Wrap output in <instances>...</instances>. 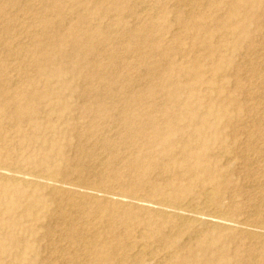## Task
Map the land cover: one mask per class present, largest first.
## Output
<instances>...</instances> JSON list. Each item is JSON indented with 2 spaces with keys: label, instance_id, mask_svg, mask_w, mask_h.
Returning a JSON list of instances; mask_svg holds the SVG:
<instances>
[{
  "label": "rangeland",
  "instance_id": "obj_1",
  "mask_svg": "<svg viewBox=\"0 0 264 264\" xmlns=\"http://www.w3.org/2000/svg\"><path fill=\"white\" fill-rule=\"evenodd\" d=\"M99 3L0 0V264H95V252L112 246L100 264H181V255L190 264L219 256L212 264H264V240L229 227H264V0L237 53L228 12L243 15L241 1L130 0L120 13L111 0ZM86 44L95 47L93 66ZM220 59L233 64L217 68ZM196 63L198 86L176 72ZM51 72L65 85L51 80L54 106L43 95ZM40 93L38 110L27 111ZM189 106L220 125L221 142L195 133L167 141L153 125L137 134L132 120L147 113L163 129L177 117L193 132ZM201 144L204 157L175 163ZM161 205L177 212L163 215ZM215 217L226 227L209 223Z\"/></svg>",
  "mask_w": 264,
  "mask_h": 264
},
{
  "label": "bare ground",
  "instance_id": "obj_2",
  "mask_svg": "<svg viewBox=\"0 0 264 264\" xmlns=\"http://www.w3.org/2000/svg\"><path fill=\"white\" fill-rule=\"evenodd\" d=\"M100 3H99V6H102L103 4H104V0H98ZM238 2H243L244 3V5H243V9L244 10H242V11H244L243 12V15H241V13H240V10L239 9H237V8H230V10H229V15H228V20H230L231 21V26L230 27H232L231 28V31L232 32H230V34L231 35H234L235 34V36L237 37V41H236V43H237V45H236V48H234L232 51L234 52V53H237L239 50V47L241 46V44L243 43V41H246V40H250L251 39V32H250V28H249V25L251 24V23H253L254 22V17H255V15H256V13H257V11H258V9L261 7V5L263 4V0H237ZM129 2H130V0H111V4H112V7H113V9H111V11H113V12H118L119 10V7H121V6H123V5H126V7L128 8L130 5H129ZM96 4L98 5V2L96 1ZM236 4V3H235ZM247 10V11H246ZM118 13H120V12H118ZM61 14V13H60ZM116 15H118L119 16V14H116ZM122 15V14H121ZM115 16L112 14V15H110L109 16V21H110V25H111V27L113 28V27H115V26H117L118 25V23H117V21H116V18H114ZM239 17H241V18H239ZM181 21V20H180ZM190 24V23H189ZM190 30L195 34L196 32H198V30H199V28L197 29V26H195L194 24H192V25H190ZM115 31V30H114ZM238 31H241V33H239V34H237V32ZM102 34V33H101ZM100 35V34H99ZM95 36V34L92 36V37H94ZM136 37L139 39L141 36H137L136 35ZM135 38V37H134ZM79 39V38H78ZM81 39L82 40H84V41H87V40H89V39H91V40H93L90 36L89 37H85V36H83V37H81ZM143 39H144V42H150L151 40V38L149 37V36H147V35H143ZM142 40V39H141ZM143 41V40H142ZM208 41L211 43V46L213 47L214 45H213V43H214V41H213V39H212V36H210L209 38H208ZM40 44V43H39ZM89 44V43H88ZM88 44H86V46L88 47V48H86V50H84V52H86L88 55H89V59H88V65H90V66H93L94 64V62H95V60H94V58L92 57L93 56V53L95 52V47H94V45H88ZM76 47V46H75ZM82 48V47H81ZM84 48V49H85ZM218 55H216V57H217ZM219 57H221V59L223 58V56L222 55H220ZM43 58V57H42ZM221 59L218 61V63L216 64V66H217V68L218 67H221L222 65V63H225V65L226 66H231L232 64H233V61L232 60H223L224 62H222L221 61ZM45 62L48 64V63H50V64H52L53 63V57L51 58L50 56L49 57H47L46 58V60H45ZM250 62V61H249ZM173 68H175V67H172V65H169V68L167 69L168 71H170L171 69H173ZM198 68H199V66H198V64L196 63L195 64V66L193 67V68H191V70L189 69V68H185V67H177V69H176V72L177 73H179V74H181V75H191V78L193 79V81L195 82V85L196 86H198V85H200V84H202L203 83V81H202V79H201V74H200V72H199V70H198ZM40 77H44V76H40ZM52 79H58V82L59 83H61V85H62V87H65V85L63 84V80H64V77H63V74H60V73H56V72H51V73H49V74H47V77H46V79L44 80V93H43V95H45V99L46 98H48L49 100H48V102H47V104H50V106L51 105H53L54 104V102H56L55 100L57 99V98H59L58 96L59 95H57V93L55 94V92H54V88L52 87V85H51V80ZM170 79V78H169ZM13 88V87H12ZM210 91V90H209ZM36 94V93H35ZM34 94V95H35ZM55 94V95H54ZM96 94V97L100 100V99H102V98H104L105 97V93H101V92H96L95 93ZM42 96V94L40 93V94H38V96L36 97V98H33L32 99V102H31V104H30V107L27 109V111H35V110H38V108L36 107V104H37V102H38V100L41 98L40 96ZM195 96H196V94H195ZM17 97V96H16ZM177 101L175 100V103H176ZM104 103V102H103ZM163 104V103H162ZM54 106V105H53ZM179 106V105H178ZM39 107V106H38ZM191 107V108H190ZM188 109V111H187V113H189V115H190V119H191V121H192V123H193V125H195V129L193 130V132H191V131H189L188 129H184L183 127H180V118H171L170 120H169V122L167 123V127H166V129H163V128H161V126H160V122L157 120V119H155V118H153L152 117V115L150 114V113H147L145 116H142V115H137V116H135V118H134V120H132L134 123L136 122V123H138V124H140V127L137 129V134L138 135H140V136H143L144 134H146L147 133V128L145 127V125H153V126H155L154 127V132H152V134H155V136H161V137H164L165 136V138H166V140L167 141H174L175 140V136L177 135V134H179V133H181V134H184V135H187V134H192V133H195V134H197V135H200V136H205V135H207V134H209V137L211 138V140H213V141H215V142H221L222 141V139H223V137H224V134H223V132H222V130H220L221 129V127H220V125L219 124H212V123H210L209 121H208V119H201V118H199V117H196L195 116V112H196V110H195V108H193L192 106H189V108H187ZM22 110H24L23 108L22 109H20V112L22 111ZM102 112V111H101ZM219 112L220 113H222V114H224V115H229V114H231L226 108H222L221 109V111L219 110ZM39 114V113H38ZM79 115V114H78ZM207 115L208 116H210V117H213L214 116V110H209L208 112H207ZM216 115H218V114H215V116ZM22 118V117H21ZM27 118H28V116H27ZM28 120V119H27ZM35 127H36V129H38V128H40V125L39 124H35ZM131 130V129H130ZM210 130V131H209ZM254 141V140H253ZM205 150H206V145L205 144H201L195 151H192V150H190V151H188V150H186L185 151V157H182L181 159H178V160H176V164H178V165H181L182 166V164L183 163H185L186 162V159L187 158H196V159H199V158H202V157H204L203 156V154H204V152H205ZM228 160V159H227ZM230 163V162H229ZM253 163V162H252ZM184 166V165H183ZM187 167H189L188 165H187ZM249 167H251V166H249ZM190 168V167H189ZM5 169V168H4ZM0 172H2V171H0ZM8 173V172H7ZM29 173V172H28ZM207 173L208 174H211L212 172H211V170L209 169V170H207ZM12 174H15V173H12ZM4 175V174H3ZM3 175H1V176H3ZM5 176V175H4ZM210 176V175H209ZM13 177V176H12ZM14 178L15 179H19V178H21V176H19L18 174H15L14 175ZM29 177H27V179H28ZM31 178H35V177H31ZM48 178V177H47ZM37 179V178H36ZM164 179V178H163ZM34 180V179H33ZM56 180V179H55ZM35 181V180H34ZM41 181V180H40ZM53 181V180H52ZM196 181V180H195ZM195 181H193V183L195 182ZM63 182V181H62ZM29 183V182H28ZM30 183H32V182H30ZM66 183V182H65ZM33 184V183H32ZM24 185V184H23ZM27 186H29V184L27 185ZM56 186H58V188H60L61 189V192H62V194L65 196V195H68L69 193H70V188H68L67 186H64V185H56ZM77 186V185H76ZM48 187V186H47ZM27 189V188H26ZM73 189H75V187H73ZM72 189V190H73ZM82 188H80V190H78V192H80V194H82V193H84V195L87 193V191H85V190H81ZM83 189H85V188H83ZM87 189V188H86ZM76 190V189H75ZM92 191H93V189H91ZM91 191V193H95V192H92ZM97 191V190H96ZM99 191H101V189H99ZM104 192V191H103ZM210 192H211V190H210ZM71 193H73V192H71ZM74 194H76V193H74ZM96 194V193H95ZM212 194V193H211ZM213 194H214V192H213ZM217 194V193H216ZM83 195V194H82ZM83 195V196H84ZM97 195V194H96ZM74 196V195H73ZM101 196V195H100ZM204 196H206L205 194H204ZM67 197V196H66ZM81 197V196H80ZM97 197H99V196H97ZM96 197V198H97ZM208 197V196H207ZM86 198V197H85ZM131 198V197H130ZM81 199V198H80ZM107 199V198H106ZM108 200V199H107ZM116 200H118V199H116ZM206 200V199H205ZM207 201V200H206ZM114 202V201H113ZM139 203V202H138ZM163 203V202H162ZM10 204H11V202H10ZM120 204V203H119ZM140 204H141V202H140ZM146 204V203H145ZM132 205V204H131ZM209 205H211V204H209ZM12 206V205H11ZM123 206V205H122ZM133 206V205H132ZM135 206V205H134ZM144 206V205H143ZM150 207V206H149ZM199 207V206H198ZM176 209V208H175ZM158 210L160 211V213H162L163 215L164 214H170L171 212H173L172 210L173 209H170L168 206H165V205H161L159 208H158ZM214 211V210H213ZM175 212H177V210H175ZM175 212H173V213H175ZM204 213H205V211H204ZM213 213V212H212ZM156 214V213H155ZM173 215H177V214H173ZM178 215L180 216V217H182V219H184V218H186L187 220H191V219H199V216L197 215V213L195 212V210L193 211V210H181L180 212H178ZM217 215V214H216ZM173 217H175V216H173ZM219 217V216H218ZM167 219H168V217H166ZM201 219V218H200ZM194 220V221H195ZM246 220V219H245ZM182 221V220H181ZM188 221V222H189ZM192 221V220H191ZM198 222V221H197ZM218 222H222L220 225L221 226H223V221H221V220H219L218 221V219H216V217H215V219L214 218H212V219H210L209 220V223H211V224H215L216 225V223H218ZM245 222V221H244ZM180 223V222H179ZM185 223V222H184ZM183 223V224H184ZM207 223V222H206ZM209 223H208V225H209ZM229 223V222H228ZM228 223L227 224H225V225H228ZM236 223V222H235ZM187 224V223H186ZM189 224V223H188ZM192 224V223H191ZM219 224H217V226L219 225ZM231 224V223H230ZM180 225H182V224H180ZM190 225V224H189ZM219 225V226H220ZM12 226V225H11ZM263 226V225H262ZM182 227V226H181ZM184 227H186V226H184ZM188 227V226H187ZM214 227V226H213ZM224 227V226H223ZM226 227V226H225ZM224 227V228H225ZM229 227L230 228H232V227H234V228H239L241 231H242V233L243 234H245V235H247V237H249L250 239L251 238H254V239H263L264 240V227H261V225L260 226H256V225H251V223L249 224V223H243V224H241V223H238V224H235V226H234V224L233 225H229ZM224 228H222V229H224ZM233 229V228H232ZM231 230V229H230ZM66 232H68V231H66ZM215 232V231H214ZM223 232V231H222ZM187 240V239H186ZM253 241V240H252ZM261 241V240H260ZM142 245V244H141ZM140 246V245H139ZM114 246H112L111 248H110V250L109 251H97V252H95V255H96V262H95V264H100L102 261H106V260H110L111 258H113V255H114V252H115V250H114ZM140 248V253H142V255L143 254H145L146 252H147V248H146V246H144V245H142V246H140L139 247ZM155 248V247H154ZM158 250V249H157ZM181 250H186V248H183V249H181ZM186 251H188V249L186 250ZM151 252V251H150ZM189 252V251H188ZM188 252H186V253H188ZM176 256V255H175ZM174 256V257H175ZM133 257V256H132ZM175 258H177V256L175 257ZM179 259H180V262H181V264H190V262L188 261V256H186V255H181V256H179ZM255 259V258H254ZM215 262H217V263H222V257L221 256H219L218 258H214V259H212V262L211 263H209V262H202V263H200V264H212V263H215ZM255 263V262H254ZM240 264V263H239Z\"/></svg>",
  "mask_w": 264,
  "mask_h": 264
}]
</instances>
